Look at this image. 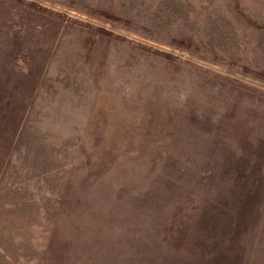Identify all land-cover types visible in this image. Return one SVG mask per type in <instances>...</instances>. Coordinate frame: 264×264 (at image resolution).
Returning a JSON list of instances; mask_svg holds the SVG:
<instances>
[{
	"label": "rangeland",
	"instance_id": "rangeland-1",
	"mask_svg": "<svg viewBox=\"0 0 264 264\" xmlns=\"http://www.w3.org/2000/svg\"><path fill=\"white\" fill-rule=\"evenodd\" d=\"M0 264H264V0H0Z\"/></svg>",
	"mask_w": 264,
	"mask_h": 264
}]
</instances>
